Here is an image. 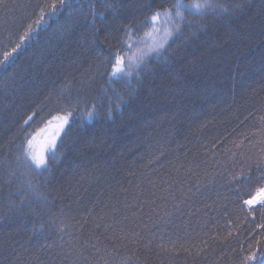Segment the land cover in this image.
Returning a JSON list of instances; mask_svg holds the SVG:
<instances>
[{
  "label": "trees",
  "instance_id": "obj_1",
  "mask_svg": "<svg viewBox=\"0 0 264 264\" xmlns=\"http://www.w3.org/2000/svg\"><path fill=\"white\" fill-rule=\"evenodd\" d=\"M48 1L10 0L14 12L7 31L0 24V40L17 39ZM78 1L71 14L32 33L0 82V264H238L232 249L264 223L259 212L245 222L241 207L264 182V168H239L243 157L257 166L264 156V4L218 0L230 11L186 28L169 65L125 92L121 112L124 96L104 97L102 111L112 104L113 120L71 130L66 159L47 171L48 200L27 199L25 184L8 171L21 124L34 111L35 123L51 119L58 109L49 98L66 85L94 103L105 37L118 46L124 25L146 29L152 9L170 4L114 0L116 10L93 29L89 0ZM236 3L244 8L233 9ZM229 229L234 235L224 240Z\"/></svg>",
  "mask_w": 264,
  "mask_h": 264
},
{
  "label": "snow or ice",
  "instance_id": "obj_2",
  "mask_svg": "<svg viewBox=\"0 0 264 264\" xmlns=\"http://www.w3.org/2000/svg\"><path fill=\"white\" fill-rule=\"evenodd\" d=\"M60 3L63 5L64 0H60ZM261 4H264V0H261ZM45 8H50L51 11H55L56 4L53 3L40 7L38 18L33 23L21 26V34L18 35L14 44L11 40V34H9L8 45L10 47L5 46V50L0 53V68H6L8 66L14 54L18 53L25 45V42L31 39L35 28H38L45 16L49 15V13L45 12ZM243 8L244 4L242 3L233 5V9ZM115 10L116 4L114 0H89L87 15L91 18V28L97 29V21L101 23L105 22L108 19L107 13L114 12ZM152 11L153 15L142 23H151L153 24V31H158L155 28V24L163 19L165 28L163 36L158 40L153 37L151 44H145L144 46L137 45V50L133 51V44L129 41L135 31L136 25L134 23H128L123 26L121 29L123 35L120 38L118 46L112 44L105 37V42H107V56L101 58L96 69V74L104 80V83L101 85V95L95 97L94 103L90 102L87 105L91 109L90 111H86L89 119L100 115L104 107V97L112 94L116 97L117 101L122 99L120 90L116 87L117 84L123 86L131 84L134 76H139V73L149 66L153 56L166 58L165 54L170 47L169 41L171 40L175 43L174 38L178 39L183 34L184 25L199 27L198 22L209 15V13L224 14L229 12L230 9L224 3L218 2V0H191L190 3H185V0H170L169 6H162L161 9H152ZM13 12L14 7L11 5L10 0H0V24L5 25V31H7L6 25L10 20V14ZM145 35L151 37L152 32H146ZM94 79L95 76L93 77ZM49 99L58 111L64 114L52 115L51 119L46 120L43 126L35 131L34 134H29V138H26L25 143L21 146L22 156L28 166L38 176L44 179H46L44 173L50 171L48 154L52 153L55 156L57 140L69 124L73 113L84 102V96L81 94L80 89H76L74 95L73 87L66 85L56 91L54 97H50ZM106 111L110 115L112 111L111 107H108ZM37 115V112H32L24 120V124L28 125ZM259 119L262 130H264V115H261ZM258 134L254 133V135ZM245 139H248V137L245 136ZM243 143L244 141L241 140L234 143V146L240 148L243 146ZM255 163L258 168H264V156H261ZM11 175H15V173H11ZM245 178L250 179V177ZM232 179L239 180L240 177L233 176ZM262 179H264V176H262ZM27 183L31 187V180H28ZM21 206H23V197H21ZM241 207L245 213L243 218L245 222L248 217H252L255 223L254 218L257 212L261 213L262 219H264V183H261L254 191L249 192L248 198L242 199ZM229 224H231V221H229ZM40 227L43 229V225ZM107 227L110 229L112 226L108 225ZM257 228L260 229L259 232L249 230L243 241L238 243V250L236 248L232 249L239 257L238 264H264V223L258 224ZM58 231L64 232V228L60 227ZM233 235V230L229 229L227 236L223 239L227 240L229 237H233ZM211 239L220 240L221 238L217 235L211 237ZM202 243L207 245L208 241L204 240ZM92 247L99 251L96 244H93ZM202 250L200 249L199 251Z\"/></svg>",
  "mask_w": 264,
  "mask_h": 264
},
{
  "label": "bare ground",
  "instance_id": "obj_3",
  "mask_svg": "<svg viewBox=\"0 0 264 264\" xmlns=\"http://www.w3.org/2000/svg\"><path fill=\"white\" fill-rule=\"evenodd\" d=\"M79 2L78 0H75V2L71 3L70 5L67 6V2L64 1L63 5H61L60 0H49L47 5H51L53 3L56 4V9L55 11H51L50 8H45V12L49 13V15H46L44 20L40 23V26L38 28H35V30L33 31V35L36 37L35 32H40L41 30L47 28L49 26V24L51 23V21L55 20V19H60L62 18V16L64 14H71L72 9L75 8V3ZM191 0H185V3H190ZM44 7V6H43ZM39 15V9L37 10L35 16L33 17V19H30L28 21V23H33ZM221 14H211L209 13V15H207L206 17H217ZM151 14L147 15L146 18H150ZM27 23V24H28ZM26 24V25H27ZM147 27L145 29V25H141L138 28H135L134 34L131 37V40L129 41L130 43L133 44V50L137 49L136 46L138 39L140 38L141 42L143 43V41H147V35H145L146 32H151V24H146ZM187 28V31L189 29L192 28H196L195 26H188V25H184L183 26V32L185 31V29ZM158 31H161L163 29L162 26H158ZM21 34V33H19ZM138 34V35H136ZM153 35V32H152ZM32 36V37H34ZM1 39V38H0ZM175 39V42H178ZM12 43L14 44L16 42L17 39H11ZM169 41L170 47L168 48L167 52H166V58H161V57H156L153 56L149 66L147 68H145L143 71H141L139 73V76H134V78L131 81V84L127 85V86H118L116 85V87L120 90L121 96H124V101L121 105H119L118 107V111L121 112L123 110L124 107L127 106L128 102H127V97L125 95V92L127 91H131V92H137L138 91V84L142 82V80L144 78H146L148 75H150L151 73H153L155 71V69L162 67V65L166 64L169 65L170 59L171 57H173V54L175 53V50H172V45L173 42ZM5 46H9L8 45V41H1L0 40V53H2L5 50ZM28 46V45H24L23 47ZM22 47V48H23ZM20 51V50H19ZM17 53L14 54V57L12 58L11 62L8 64V66L6 68H0V82L2 77H4L7 74V71L12 68V66L14 64H16V59H17ZM136 82V83H135ZM135 83V84H134ZM103 84V83H102ZM114 95L110 94L109 96H106V98H108V103H110V101L113 99ZM113 101V100H112ZM88 104L86 103H81V105L79 106V109L73 113V116L70 118L69 120V124L65 127L64 131L60 134L59 139L57 140V148H56V153L55 156H53L52 153L48 154V158H49V166H50V172L54 170V168L56 167L55 165L60 164V162L64 161L66 159V153H65V145H66V140L67 137L69 136L70 131L74 130L76 128V130H81L82 128H84L85 126L88 125H93L94 123H104L105 120H110L112 121L114 118V111H111V114L109 115L108 112L106 111V113L104 114L101 110L100 115L95 116L93 119H89L86 115V111H90V107L87 106ZM130 105V104H129ZM108 107H112V104H108ZM106 108V109H107ZM56 114H64L62 112H59L57 110H55V112H53L51 114L52 115H56ZM35 119V117H34ZM48 120L47 116L43 117H39V119L36 121L33 120L32 122H29L28 125H25L24 122L21 124L20 126V135L21 138L19 140V142L16 144V152L19 153L18 157H13V161L10 162L9 166H8V171H9V177L11 180L13 181H18L19 182H23L25 184V189H26V194H28V198H31L33 200H37V201H45L48 200V196L47 194H45V185L48 186V182H50L49 178H47L48 173L45 172L44 173V177L46 179H44L41 176H38L31 168L30 166L26 165V161L24 160L23 156H22V148L21 146L25 143L26 138H29V134H34L35 131H37L40 127L43 126V123ZM64 141V142H63ZM12 159V158H11ZM22 160V162L20 161ZM239 165L241 169L246 170L247 168H249V171H255V173L258 172V167L257 166H253V165H249V159H245L244 157L240 160ZM26 169V172H25ZM247 170V171H248ZM11 173H15V175H11ZM53 173V172H52ZM28 180H31V187L29 186V184L27 183ZM263 181H261L262 183ZM264 183V182H263ZM42 187V188H41ZM255 189V188H254ZM253 189V191H254ZM249 194V193H248ZM248 198L247 196H244L242 199H246ZM26 199V200H27ZM25 204V201L24 203Z\"/></svg>",
  "mask_w": 264,
  "mask_h": 264
},
{
  "label": "rangeland",
  "instance_id": "obj_4",
  "mask_svg": "<svg viewBox=\"0 0 264 264\" xmlns=\"http://www.w3.org/2000/svg\"><path fill=\"white\" fill-rule=\"evenodd\" d=\"M158 26H162L163 29L161 31H153V24H151V32H153V35L151 37H147V41H143V43L141 42L140 39H138L137 44L140 46H144L145 44H151L153 42V37H155L157 40L160 39L163 36V32H164V28H165V22L163 19H161L159 22H157L155 24L156 29L158 28ZM136 50L137 49H135L133 51H136ZM129 55H131V53H129Z\"/></svg>",
  "mask_w": 264,
  "mask_h": 264
}]
</instances>
